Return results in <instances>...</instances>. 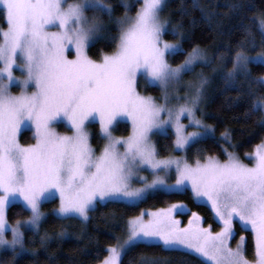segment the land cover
Wrapping results in <instances>:
<instances>
[{
  "label": "snow or ice",
  "instance_id": "snow-or-ice-1",
  "mask_svg": "<svg viewBox=\"0 0 264 264\" xmlns=\"http://www.w3.org/2000/svg\"><path fill=\"white\" fill-rule=\"evenodd\" d=\"M65 4L66 0H0V18L6 24L0 27V248L10 251L12 262L25 251L21 223L9 225L6 216L17 197L31 212L23 226L35 230L41 206L57 198L56 216L87 219L97 198L101 203H134L150 192L179 193L190 187L195 204L210 205L219 231L200 226L202 218L196 212L188 226L180 228L173 213L186 214L187 208L173 204L162 213H150L146 222L140 216L130 219L127 239L110 246L100 264H121L122 255L137 243L187 250L201 258V264H264V142L246 154L250 163L224 147L223 161L198 156L191 164L157 159L150 142L154 130L166 135L172 126L174 151L187 152L212 131L207 126L203 132H187L189 127H204L195 109L206 80H200L182 103L167 91L169 85L179 83L182 73L193 71L195 60L204 57L193 48L181 64L171 66L169 58L181 49L163 39L167 21H161L159 13L164 0H143L134 17L118 19V35L109 36L115 49L111 54L101 52L99 60L88 54L90 41L101 30L96 16L111 19L113 9L103 0ZM86 11L95 14L91 21ZM257 62L264 64V53L249 57L236 51L225 83L231 84L238 74L247 79L248 64ZM141 82L145 89L159 84L161 101L142 95ZM249 84L264 89V79ZM14 87L20 89L18 94H13ZM252 108L264 110V99ZM125 120L130 134L113 136ZM92 122L99 123V137L105 141L99 154L87 130ZM58 126L70 134L59 133ZM23 130L32 131L35 143L20 144ZM173 165L175 182L166 184L160 174L171 177ZM145 171L155 177L150 184L139 175ZM134 176L142 187H132ZM237 221L241 231L251 229L255 245L251 262L243 235L235 248L230 247ZM9 231L11 239H6Z\"/></svg>",
  "mask_w": 264,
  "mask_h": 264
},
{
  "label": "trees",
  "instance_id": "trees-1",
  "mask_svg": "<svg viewBox=\"0 0 264 264\" xmlns=\"http://www.w3.org/2000/svg\"><path fill=\"white\" fill-rule=\"evenodd\" d=\"M103 2L113 9V23L127 14L134 15L141 5L140 0ZM162 12L179 32L164 35V40L178 43L181 49L179 54L169 58L171 66L181 64L193 48L205 51L212 57L210 63L198 64L192 72L184 75L185 78H209L210 96L205 106L204 120L213 130L207 139L185 152V159L190 164L198 156H216L223 161L226 156L222 149L227 147L248 162L246 154H251L256 145L264 142V110L252 108L254 103L264 99V89L249 84V81L264 78V66L250 64L247 79L243 74H238L231 84H226L224 77L232 68L231 60L236 51L242 50L246 56L264 53V34L259 27L264 20V0H168ZM103 20L110 27L105 29L101 39L89 47L88 54L94 60L100 59L101 52L110 54L114 51L115 44L109 40V36L119 33V27L113 26L111 20L106 16H103ZM0 27H6L2 18ZM221 77L223 80L218 79ZM144 93L154 97L159 95L156 88H147ZM129 132L127 123H121L114 131L117 136H127ZM91 133V144L98 150L103 140L97 128ZM19 140L22 145L34 142L30 131L22 132ZM154 145L160 158L174 153V139L169 131L166 135H154ZM180 203L185 204L191 212L203 216L205 224L217 227L211 211L206 206L195 204L188 190L179 193L155 192L136 204L96 202L85 220L56 216L53 211L58 208L56 200L41 206L43 218L38 230L22 231L27 252L12 262L11 253L3 251L0 253V264H100L108 254L107 249L125 235L130 219ZM29 215L18 204H12L6 210L9 225ZM252 247V241L248 238V254H251ZM121 264H201V259L180 250H163L160 245L137 244L122 255Z\"/></svg>",
  "mask_w": 264,
  "mask_h": 264
},
{
  "label": "rangeland",
  "instance_id": "rangeland-1",
  "mask_svg": "<svg viewBox=\"0 0 264 264\" xmlns=\"http://www.w3.org/2000/svg\"><path fill=\"white\" fill-rule=\"evenodd\" d=\"M168 0H164V5H165V3L167 2ZM77 2H80V0H66V4H65V6H67V4H71V3H77ZM140 2H141V4H142V2H143V0H140ZM105 3V2H104ZM106 4V3H105ZM126 5H129V4H127L126 3ZM164 5H163V7H162V10L160 11V13H159V18H160V20L161 21H167V24H166V32H165V34L166 33H172L173 34V31H174V29H175V34H178L179 32H178V29H177V27L176 26H174V25H172L171 23H170V20L163 14V9H164ZM141 6V5H140ZM140 8V7H139ZM136 14V13H135ZM135 14L134 15H129V14H127V15H125L123 18H132V17H134L135 16ZM95 14L93 13V12H91V11H86L85 12V16L89 19V21H91L92 20V18H93V16H94ZM103 16H106L108 19H109V17L107 16V15H98V16H96V23L100 26V31L99 32H97V33H95L94 34V36H93V38H92V40L90 41V44H89V47L91 46V45H93L95 42H97L99 39H101L102 37H103V34H104V31H105V29H107L108 27H110L109 26V24H106V22L103 20ZM109 20H111V22L113 23V21H115V20H113L112 18L111 19H109ZM111 23V24H112ZM113 26H118L117 24H116V22H114L113 23ZM259 27H260V30L262 31V29H261V22L259 23ZM54 30V29H53ZM263 32V34H264V31H262ZM164 34V35H165ZM163 39H164V36H163ZM173 44H178V43H173ZM179 45V44H178ZM199 50V49H198ZM200 52H201V54H202V56L204 57L203 59H197V60H195L194 62H193V68L196 66V65H198V64H206L205 62L206 61H211V59H212V57H211V55H209V54H207V52H203V51H201V50H199ZM111 54V53H110ZM189 55V54H188ZM258 55H256V56H249V57H257ZM74 57V52H73V55L72 56H69L68 58L69 59H72ZM99 60V59H98ZM250 64H261V63H259V62H257V63H249L248 64V66L250 65ZM261 65H263L264 66V64H261ZM248 66H247V68H248ZM173 67V66H172ZM174 67H176V66H174ZM15 75H19V72H16L15 73ZM184 73H182L181 74V77H180V80H179V83H177V84H172V85H169L168 86V89H167V91H168V93H169V95H170V97H177V96H179L180 97V102L182 103L183 102V100L185 99V98H187V97H190V95L192 94V92H193V90H194V87L195 86H199V82H200V80H206V83H204L203 84V86H202V88H201V93H202V95H201V98H200V100H199V102H198V104H197V106H196V109H195V111H196V117H197V119H199V120H201V123H202V125L204 126V127H200V128H197V127H189V128H187V132H193V131H199V132H203V131H205V129H206V127L207 126H209L208 124H206L205 123V120H204V118H205V106H206V103H207V101H208V99H209V93H210V80H209V78H199V77H191V78H185L184 77ZM216 75V74H215ZM216 78H217V75H216ZM218 79H220V80H223V78L221 77V78H218ZM262 79H264V78H262ZM153 88H156V89H158V91H159V95H158V97H154V96H152V95H150V94H146V93H144V91H145V87H144V85H143V82H141V84H140V87L138 88V91L142 94V95H144V96H151L152 98H154V99H156L158 102H160L161 101V99H162V96H163V90H162V88H161V86L159 85V84H157L155 87H153ZM32 89L31 88H29V91H31ZM19 91H20V89L18 88V87H14V88H12V92H13V94L15 95V94H18L19 93ZM173 102H175V100H173ZM121 123H127L128 124V122L125 120V121H122ZM182 123L183 124H185V125H187L188 124V121H187V119H183L182 120ZM128 126H129V129H130V131H131V126H130V124H128ZM95 128H97V130H98V133H99V123L98 122H92V123H89V125H88V132L90 133V134H92L91 133V131L93 130V129H95ZM59 133H62V134H70V132L64 127V126H58L57 127V129H56ZM24 131H30V130H23L22 132H24ZM170 132L172 135H173V139H174V142H175V139H176V136H175V131H174V129L172 128V126H168V128H167V132ZM213 131V130H212ZM212 131L210 132V134L209 135H211L212 134ZM31 132V135H32V131H30ZM187 132L185 133V135H187ZM129 134H130V132H129ZM128 134V135H129ZM156 134H159V133H156L155 132V130H154V134H152L151 135V137H150V142H151V144L155 147V145H154V135H156ZM127 135V136H128ZM20 136V135H19ZM113 136H115V137H126V136H117L114 132H113ZM102 139V138H101ZM103 140V142H102V145H101V147L97 150L96 148H94L93 146V149H94V151L97 153V154H99V152H100V150L102 149V147H103V145H104V143H105V141H104V139H102ZM19 142H20V140H19ZM33 143H35V140H34V142ZM32 143V144H33ZM21 144V143H20ZM22 145V144H21ZM92 145V144H91ZM155 150H156V148H155ZM167 158H171V159H181V160H185L186 162H187V160L185 159V152H176V151H174V153L173 154H171V156H169V157H166V158H160V157H158L157 156V159H167ZM245 163H250V161L248 160V162H245ZM140 176H145V177H147V183H151V181L155 178L154 176H152V175H150L149 174V172H147V171H145V172H141L140 174H139ZM160 178L161 179H164L165 180V183L166 184H173L174 182H175V165H173V169H172V174H171V177H168L167 175H164V174H160ZM133 179V184H132V187H134V188H139V187H142V184H140V183H137L136 181L138 180V177H133L132 178ZM188 191H190V193H191V189H190V187L188 188ZM156 192H165V193H175V192H168V191H165V190H163V189H161V190H159V191H156ZM155 193V192H154ZM151 194H153V192H150L148 195H147V197L148 196H150ZM192 195V194H191ZM146 197V198H147ZM145 199V198H144ZM57 201H58V206H59V200H58V198L56 199ZM143 199H141V200H139L138 202H140V201H142ZM97 202H100L99 201V199L97 198ZM106 202V201H105ZM117 202H123V203H126V204H136V203H138V202H134V203H130L129 201H127V200H124V201H117ZM13 204H18V205H21L23 208H25L24 207V205H23V201L19 198V197H17V200H16V202L15 203H13ZM10 205H12V204H10ZM9 205V206H10ZM183 205H185V204H183ZM8 206V207H9ZM172 206V205H171ZM171 206H169V207H167V208H165V209H161V210H156V211H152V212H146V213H143V214H141V218L146 222V221H148V219L150 218L149 217V214L151 213V214H157V213H162V212H164L165 210H167V209H169V208H171ZM185 207L187 208V212H186V214H183V215H176L175 213H173V219L174 220H177V221H179L180 223H179V227L180 228H185V227H187L188 226V224H189V218L191 217V214H192V212L189 210V208L185 205ZM210 211H211V207H210V205L209 206H206ZM28 212H29V217L31 216V212H30V210H28L27 208H25ZM7 210V209H6ZM41 211V210H40ZM211 214H212V217H214V214L212 213V211H211ZM199 215V214H198ZM202 219H201V221H200V226H202V227H204V228H208L209 226H211V231L213 232V233H215V232H217V231H219L220 230V228H219V225L215 222V224L217 225V227L215 228V227H213V225L212 224H205L204 222H203V216H201V215H199ZM29 217L28 218H26V219H24V220H22V221H19L20 223H21V225H22V227H21V232L23 231V230H25V229H31V228H29V227H27V226H23L24 224H25V222L29 219ZM76 218H79V219H81V220H85V219H83V218H81V217H79V216H75ZM42 218H43V215H42V217H41V220L39 221V223H38V225H37V227H36V229L35 230H38V228H39V226H40V223H41V221H42ZM63 218V217H62ZM15 225V224H14ZM237 227L239 228V229H237ZM233 228H234V232H235V236H234V238L230 241V247H232V248H235L236 247V245H237V242L240 240V237H241V235H243L244 237H245V249H246V246H247V242H248V238H250L251 239V241H252V244H253V247H252V252H251V254H248V252H247V249H246V252H245V255H246V258L251 262V261H253L254 260V250H255V245H254V240H253V236H252V233H251V229H250V227L248 228V229H246V230H244V231H241V227H240V224H239V221H237L234 225H233ZM249 233V234H248ZM128 235H129V223H128V225H127V230H126V233H125V235L121 238V240H120V243H123L124 242V240H126L127 239V237H128ZM6 239H11V232L9 231L8 232V234H7V236H6ZM137 244H144V243H137ZM136 244V245H137ZM145 245H148V244H145ZM152 245H156V244H152ZM161 246V245H160ZM131 247H133V246H131ZM130 247V248H131ZM3 251H7L6 249H4V248H0V253L1 252H3ZM180 251H184V252H187V253H189L187 250H183V249H181ZM10 252V251H9ZM24 252H27L26 250L24 251ZM23 252V253H24ZM190 254V253H189ZM192 255H194V256H196L197 257V255H195V254H192ZM199 259H201V258H199Z\"/></svg>",
  "mask_w": 264,
  "mask_h": 264
}]
</instances>
